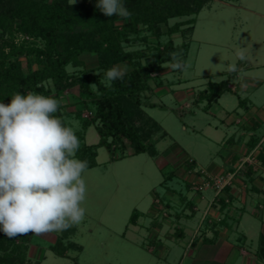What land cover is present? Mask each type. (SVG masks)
<instances>
[{
	"label": "rangeland",
	"instance_id": "374dc122",
	"mask_svg": "<svg viewBox=\"0 0 264 264\" xmlns=\"http://www.w3.org/2000/svg\"><path fill=\"white\" fill-rule=\"evenodd\" d=\"M81 1L76 0V3ZM190 17L193 16L172 18L166 23L155 22L152 29L141 24L138 32L127 30L125 19L115 22L116 29L127 35L123 36L127 38L123 40L124 49L140 50L144 54L142 62L149 61L153 52L162 50L170 39L180 44L191 38L185 59L186 69L179 72L163 67L152 76L150 89L142 95L145 101L158 104L154 107L144 105V109L168 133L158 142L159 155H129L131 148L127 146L124 151L127 156L117 158L123 153L117 149V157L113 159L105 146L100 147L98 165L82 173L86 185V197L81 204L85 209L84 219L67 231L17 236L8 248L12 257L17 249L23 247V252L24 247H27L25 264H73L74 261L81 264H207L200 260L192 262L191 257L187 258L193 233L201 232L198 223L206 204H200V211L193 218L185 216V212L189 211L186 208L189 200L182 175L185 166H191L190 158H195L197 164L206 170L213 163L222 164V134L225 126L222 124L224 112H219L216 104L207 111V101L199 100V92L206 88L209 80H231L233 72L229 71V66L236 65L238 76L232 82L235 88L237 86V91H227L223 98L229 97L235 105L239 98H246L249 104V100L256 103L261 100L260 105L264 106V0H209V5L196 16L192 35L184 31L188 25L182 26V30L176 33L166 34L170 25ZM3 42L17 45L31 43L38 47L44 44L40 38L20 32L5 34L3 38L0 31V44ZM6 51H10L8 46ZM82 58L85 61L83 67L92 68L96 65L95 53H84ZM19 59L23 61L24 69H27L28 56L20 54ZM33 59H36L35 55ZM39 66L36 61L33 63L34 68ZM69 70L77 71L72 66H69ZM247 79L262 80L259 91L263 94L252 93V89L244 91L242 87ZM179 91L181 99L177 96ZM80 103L77 85L66 89L59 98V106L70 114L65 119L74 132L82 129L81 120L76 115ZM83 117H93L91 106L84 110ZM87 135L88 143H96L100 138L95 128H91ZM155 137L158 138L159 134ZM169 153H174L180 159V164L162 158H166ZM160 158L161 162L158 161ZM253 160L251 156L247 157L234 172H229L234 175L233 179L248 171ZM162 163H165L164 168ZM172 172L175 174L169 177ZM208 192L211 193V190ZM170 193H175L174 197H170ZM258 210L260 215L251 213L253 217L246 209L243 215L246 224L239 227L240 232H243L242 228L250 230L245 244L248 250L251 245L256 248L259 243L264 212ZM179 213L180 217H177ZM179 218L181 224L176 221ZM133 219L138 221V225L131 222ZM159 226L163 227L161 231ZM177 226L185 228L186 235L178 240L175 237L173 240L167 239V233H178ZM64 233L69 235L66 242L72 241L77 246L63 257L49 247L54 243V235ZM151 249L156 251L152 252ZM228 262L243 264L239 248H235Z\"/></svg>",
	"mask_w": 264,
	"mask_h": 264
},
{
	"label": "trees",
	"instance_id": "16d2710c",
	"mask_svg": "<svg viewBox=\"0 0 264 264\" xmlns=\"http://www.w3.org/2000/svg\"><path fill=\"white\" fill-rule=\"evenodd\" d=\"M123 3L132 13L130 18H122L126 20L127 30L138 32L141 24L152 29L155 22L166 23L172 18L193 16L170 25L166 30V34L171 35L188 25L183 30L192 35L196 16L209 4V0H123ZM95 4L96 0H82L75 4H70V0H0V31L3 38L5 34L20 32L44 42L41 47L31 43L0 44V102L8 104L15 92H35L59 101L66 89L77 85L81 107L76 115L81 120L82 129L75 132L80 141L76 158L86 160L88 168L94 167L97 165V150L102 146L109 150L112 158L117 157V149L123 152L117 158L127 156L124 152L127 146L131 148L129 155L147 153L156 157L160 153L158 142L168 133L144 109V105L154 107L158 104L145 101L142 95L150 89V80L163 69L162 65L173 62L170 53H179L185 63L191 38L180 44L170 39L162 50L153 52L149 61L142 62L144 54L140 50L124 49L123 40L127 38L123 36L127 35L118 31L115 23L121 17L104 16ZM7 46L10 51H6ZM87 52L97 55L96 65L92 68L83 67L85 61L82 55ZM20 54L28 56L27 69L19 59ZM34 55L36 59H33ZM34 60L39 63L38 68L33 67ZM122 61H129L133 69L123 80H116L108 86L101 70ZM69 66L77 71H70ZM229 83V79L209 80L206 88L199 92V99L212 104ZM88 106L92 107L91 119L83 117ZM68 113L59 106L53 115L68 126L65 119ZM90 125L95 126L100 136L96 144L85 141V133ZM156 134H159L158 138ZM135 221L133 219L131 222ZM68 236L62 234L52 246L57 255L64 257L77 246L72 241L66 242ZM14 242L15 238L9 239L0 232V264H25L27 247L23 252V247L17 249L12 257L8 248ZM259 253L264 257V246H261ZM73 264L81 263L74 261Z\"/></svg>",
	"mask_w": 264,
	"mask_h": 264
},
{
	"label": "clouds",
	"instance_id": "9594fccd",
	"mask_svg": "<svg viewBox=\"0 0 264 264\" xmlns=\"http://www.w3.org/2000/svg\"><path fill=\"white\" fill-rule=\"evenodd\" d=\"M95 7L107 17L132 16L123 0H96ZM170 56L173 62L162 67L186 69L179 53ZM101 71L111 86L128 69L121 64ZM58 108L56 98L35 92H15L8 104L0 102V232L9 239L67 231L84 219L88 162L76 158L80 141L53 115Z\"/></svg>",
	"mask_w": 264,
	"mask_h": 264
},
{
	"label": "crops",
	"instance_id": "0c3cea01",
	"mask_svg": "<svg viewBox=\"0 0 264 264\" xmlns=\"http://www.w3.org/2000/svg\"><path fill=\"white\" fill-rule=\"evenodd\" d=\"M83 58H85V56H83ZM121 64L127 66V73L133 69L131 63L128 61H122L115 65ZM237 76L238 73L233 72V77L230 80L228 88L222 92L217 101L210 105L207 103L206 105L207 111H210L216 104L218 111L224 112L222 118V124L225 126L222 134V144L224 147L222 164L213 163L208 170H206L197 164L195 158H190V160H193V163L191 167L188 165L185 166V173L182 175L185 180L186 188L185 190L182 187V191L185 190L189 200V204L186 206V208H189V211H187V213L185 212V216L189 219L193 218L198 214V211H200V204H206L198 223V226L201 225V232L197 233V231H194L195 233H193L189 246L187 258L191 257L192 262H198L200 260L207 264H232L228 262V260L230 256H232L235 248H239L243 264H264V257L259 253L261 245L264 243V221L259 235V243L256 248L251 245V249H245V244H247L246 241L249 239L248 232L250 230L247 231L248 229L242 228L243 232L239 231V227L246 224V220L243 221V215L246 209H248L250 214L252 213L254 215H260L258 209H262L264 212V106L260 105L261 100L258 103L249 100V104L246 98H239L235 105L231 102L229 97L223 98L227 91H237V86L235 88L232 82L233 78ZM262 84V80L247 79V82L244 83L242 88L246 92L249 91L248 89H252V93H259L262 95L263 93L259 91L261 90ZM180 91L177 92L179 94L176 93L178 98H180ZM199 100L202 101L201 99ZM91 128H95V126L90 125L87 128L85 141L87 144H96L99 140L96 143L87 142V134ZM227 145L228 147L225 148ZM173 154L174 153L166 154V158H162L165 160L172 159L177 165L180 164V162H178L180 159ZM98 155L97 153L96 160ZM250 156L254 159V163L252 162L251 165L249 164V170L233 179L219 194H217V190L214 186L205 185L207 181L215 176L234 172L241 161ZM162 158L158 161L161 162ZM164 164L165 163H162L163 168L165 167L163 166ZM174 174L175 172H172L169 177H172ZM209 190H211V193L208 192ZM174 195L175 193H170V197H174ZM155 201H158V198H155ZM217 204H219L218 207H216ZM205 212H209V214L207 215ZM239 212L242 214L240 215ZM177 217H180V213ZM262 217H264V213ZM176 221L181 224L180 218L179 220L176 219ZM133 223L138 225L137 220ZM235 224L237 226L236 229L234 228ZM177 227L179 229L177 230V234L173 235L167 233L165 237L171 240H173L174 237L176 240L180 239V237H184L186 235V229L181 226ZM159 229L161 231L163 227L159 226ZM191 229L193 228L191 227ZM197 230H199V227ZM61 235H54L55 240L52 241L54 243H51L49 249L53 250L52 246ZM158 238L159 235L156 239ZM150 251L155 252L156 249H151ZM171 252L172 250H170V253Z\"/></svg>",
	"mask_w": 264,
	"mask_h": 264
},
{
	"label": "built area",
	"instance_id": "2783aa9c",
	"mask_svg": "<svg viewBox=\"0 0 264 264\" xmlns=\"http://www.w3.org/2000/svg\"><path fill=\"white\" fill-rule=\"evenodd\" d=\"M233 176L234 175L231 173L228 175H221L220 177L211 178L205 184L214 186L217 190V193H220L226 187V185L231 183L230 181L233 179Z\"/></svg>",
	"mask_w": 264,
	"mask_h": 264
}]
</instances>
